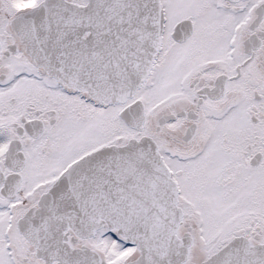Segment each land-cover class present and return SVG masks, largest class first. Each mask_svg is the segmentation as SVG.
Here are the masks:
<instances>
[{"label":"snow or ice","instance_id":"6c2138e0","mask_svg":"<svg viewBox=\"0 0 264 264\" xmlns=\"http://www.w3.org/2000/svg\"><path fill=\"white\" fill-rule=\"evenodd\" d=\"M0 264H264V0H0Z\"/></svg>","mask_w":264,"mask_h":264}]
</instances>
